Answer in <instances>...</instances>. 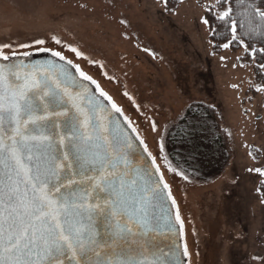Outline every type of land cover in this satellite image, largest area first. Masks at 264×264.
<instances>
[{
  "label": "rangeland",
  "instance_id": "rangeland-1",
  "mask_svg": "<svg viewBox=\"0 0 264 264\" xmlns=\"http://www.w3.org/2000/svg\"><path fill=\"white\" fill-rule=\"evenodd\" d=\"M216 1L0 0V44L17 53L62 51L112 98L170 186L187 264H264V202L257 193L264 165L257 100L264 92L252 47L210 50L202 11ZM205 103L227 129L229 159ZM174 160L186 174H176L182 172Z\"/></svg>",
  "mask_w": 264,
  "mask_h": 264
},
{
  "label": "snow or ice",
  "instance_id": "snow-or-ice-1",
  "mask_svg": "<svg viewBox=\"0 0 264 264\" xmlns=\"http://www.w3.org/2000/svg\"><path fill=\"white\" fill-rule=\"evenodd\" d=\"M253 10L264 20V11ZM232 13L229 7L218 19L231 22L236 40L238 28L245 24L233 19ZM249 26L256 31L250 20ZM259 34L264 37V30ZM244 47L247 52L249 45ZM11 48L0 44V61L7 62L0 63V264H182L179 244L154 243L162 233L175 235L177 224L183 232L179 209L175 222L169 214L168 200L173 206L176 201L156 157L151 164L160 176L153 180L152 168L136 155L133 138L110 119L112 112L86 85L55 61L31 65L14 61L21 54ZM37 50L66 59L62 51ZM69 50L82 56L76 48ZM74 67L83 80L96 84L79 65ZM96 88L122 115L99 84ZM37 97L43 106L36 103ZM156 128L153 122V131ZM140 144L151 157L143 140ZM164 147L162 138L160 153ZM167 170L176 171L171 166ZM99 193H104L103 203L93 195ZM99 216L108 221L103 233L97 225ZM188 255L185 243L182 256Z\"/></svg>",
  "mask_w": 264,
  "mask_h": 264
},
{
  "label": "trees",
  "instance_id": "trees-1",
  "mask_svg": "<svg viewBox=\"0 0 264 264\" xmlns=\"http://www.w3.org/2000/svg\"><path fill=\"white\" fill-rule=\"evenodd\" d=\"M179 1L180 0H163L165 5L167 3L175 4ZM229 7L233 9V19H236L237 21L243 20L245 24L244 28H238L236 40H232L231 22L229 21L225 24L223 21L218 19L219 15ZM254 8H260L261 11H264V0H219V2L217 0L214 4H207L202 12L204 20L208 19L210 22L207 24V36L210 43V50L212 52H221L225 49L235 51L243 48L245 45H249V47L257 50L255 53L251 52L255 57L253 68L255 71V78L258 80V83L264 92V52L260 51V49H264V37H261L259 34L262 30H264V20H262L261 17L254 12ZM249 20L251 21V28L256 29L255 32L250 31ZM241 41L243 43H241ZM224 44H229V47H223ZM262 95L263 97L261 101L258 99L257 102L261 108L259 111V114L261 115L259 121L264 127V93H262ZM250 100H253L252 96L250 97ZM205 105L217 123L219 143L226 150L227 159H229L232 154V150L227 129L224 126L217 108L213 104L205 103ZM187 109H191V105H189ZM183 119L184 116H181L180 120L183 121ZM172 165L176 166L182 173L186 174L183 169L178 167L177 161L174 160ZM257 193L258 197L261 198V201L264 202V165L262 174L257 180ZM262 234H264V232H262Z\"/></svg>",
  "mask_w": 264,
  "mask_h": 264
},
{
  "label": "water",
  "instance_id": "water-1",
  "mask_svg": "<svg viewBox=\"0 0 264 264\" xmlns=\"http://www.w3.org/2000/svg\"><path fill=\"white\" fill-rule=\"evenodd\" d=\"M19 54H21V55L13 57L12 59L14 61L23 60L26 65H31L33 63L46 64L48 62L55 61V63L57 65L63 66L64 71L70 73L72 76H75L78 80L81 81V83L83 85H86L88 87V89H90V94L93 95L94 97H96L98 101H103L104 105L107 106V109L112 112V117L110 119H113L114 121H118L119 124L121 125V128L128 135H130L133 138V140L135 141L136 147H137L136 155L137 156H143L144 160L146 161L144 166L152 168V171H153L152 179L153 180L159 179L160 172H157L156 166H153L151 164L152 156L150 157V156H148L147 152H144V150H143L144 145L140 144L141 138L136 133V131H133L134 128L131 126V124L129 125V122L127 119H125L126 117L124 116V114L121 115L120 113H116L111 108V102H109L105 97L100 96V92H99V90H97L96 84H93L91 81H88V80H83V78L80 76V73L77 72L76 68L74 67L75 64L73 62H72V64H68L67 59H65L64 61H61L58 57L51 56L50 52L34 51V52H30V55L27 57L23 56L22 53H19ZM0 63H7V62L6 61H0ZM36 103L43 106V102L39 99V97H37ZM103 123L105 124V126H108L107 120L103 121ZM85 186H86V184H85ZM93 195L98 196V200H97L98 203H103L104 193L93 194ZM167 208L169 210V214H170L173 222H175V210H174V206L171 203V200H168ZM156 211L159 212V209H156ZM97 225H98L99 229L101 230V232L103 233L108 227V221L105 219L104 216H99L97 219ZM176 229H177V231H176L175 235L168 234V233H162L160 235L155 236L154 243L161 246V247H164V246L171 245L172 242L175 241L180 246L182 264H187L186 257L182 256V252H183L182 240H183V238H182V233L179 231V224L176 225Z\"/></svg>",
  "mask_w": 264,
  "mask_h": 264
}]
</instances>
